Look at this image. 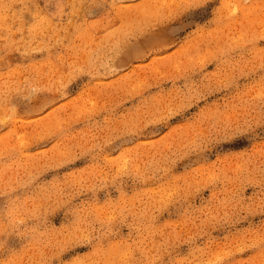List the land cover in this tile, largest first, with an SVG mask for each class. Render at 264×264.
<instances>
[{
  "label": "rangeland",
  "instance_id": "rangeland-1",
  "mask_svg": "<svg viewBox=\"0 0 264 264\" xmlns=\"http://www.w3.org/2000/svg\"><path fill=\"white\" fill-rule=\"evenodd\" d=\"M0 264H264V0H0Z\"/></svg>",
  "mask_w": 264,
  "mask_h": 264
}]
</instances>
